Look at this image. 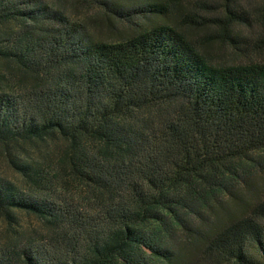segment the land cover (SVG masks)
Returning a JSON list of instances; mask_svg holds the SVG:
<instances>
[{
    "label": "trees",
    "instance_id": "obj_1",
    "mask_svg": "<svg viewBox=\"0 0 264 264\" xmlns=\"http://www.w3.org/2000/svg\"><path fill=\"white\" fill-rule=\"evenodd\" d=\"M208 9L0 0V264H264V61Z\"/></svg>",
    "mask_w": 264,
    "mask_h": 264
},
{
    "label": "rangeland",
    "instance_id": "obj_2",
    "mask_svg": "<svg viewBox=\"0 0 264 264\" xmlns=\"http://www.w3.org/2000/svg\"><path fill=\"white\" fill-rule=\"evenodd\" d=\"M209 4L208 14L224 13L225 5L231 7L243 8L249 19L250 25H240L242 35L237 38L235 44L230 41L217 39L212 44L210 51L213 61L225 64L249 63L252 61H264V18L259 14V7L262 0H206ZM117 25V26H116ZM115 27L110 25H100L99 34L103 38H118L119 30H123V24H116ZM202 34V29L198 30ZM0 168L2 164L0 163ZM27 221L28 219L25 218ZM221 264H235L233 262H222Z\"/></svg>",
    "mask_w": 264,
    "mask_h": 264
}]
</instances>
